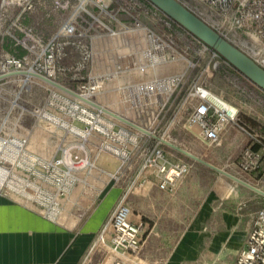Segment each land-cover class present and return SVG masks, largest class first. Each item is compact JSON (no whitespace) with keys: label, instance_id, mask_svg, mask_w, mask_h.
Masks as SVG:
<instances>
[{"label":"built area","instance_id":"built-area-1","mask_svg":"<svg viewBox=\"0 0 264 264\" xmlns=\"http://www.w3.org/2000/svg\"><path fill=\"white\" fill-rule=\"evenodd\" d=\"M177 1L264 68V0ZM1 2L2 7L20 6L21 13L33 4L29 0ZM53 4L66 13L60 25L46 40L34 36L30 45L16 40L27 54L1 57L0 77L17 76L15 98L34 80L41 81L34 77L37 75L56 82L80 99L54 87L41 107L29 109L14 100L10 102L2 124L19 106L20 116L28 112L44 119L51 127L49 133H57L58 141L52 155L43 157L29 150L28 133L5 132L0 126V195L35 208L50 222H60L66 212L73 215L75 222L108 186L119 185L133 169L129 185L122 189L93 247H106L116 258L111 264H138L135 260L150 230L148 223L131 220L129 193L137 190L147 194L152 186L173 192L189 174L192 163L173 157L152 136L122 122L117 124L101 109L82 100L95 103L94 96L114 92L129 109L150 110L159 117L169 98L184 84L186 70L167 76H157L153 71L179 62H186V68L193 69L196 64L186 59L179 47L184 41L196 48L198 57L208 55V69L213 61L214 70L222 64L227 72L237 71L147 0H53ZM135 35L139 40L136 50L127 51L129 45H122L126 46L122 51L113 46L116 56L111 70L104 71L103 62L98 60L99 70L93 72L96 59L107 51L100 44ZM72 55H76L74 62ZM129 74L139 79L127 80ZM203 89L194 84L182 101L183 106H191L187 123L197 126L200 138L208 144H215L228 124L237 126L248 141L233 160L232 173L244 182L257 179L264 184V133L240 125L238 109L220 97L203 95ZM144 129L155 135L150 128ZM103 156L116 163L114 169L99 164ZM75 192L79 196L72 200ZM120 256L129 257L131 262ZM233 264H264V204L255 213Z\"/></svg>","mask_w":264,"mask_h":264},{"label":"crops","instance_id":"crops-1","mask_svg":"<svg viewBox=\"0 0 264 264\" xmlns=\"http://www.w3.org/2000/svg\"><path fill=\"white\" fill-rule=\"evenodd\" d=\"M35 14L36 20L33 27L38 26V28H42L43 23L48 22L46 17L51 16L49 9H40ZM22 22L25 26H30L29 19L23 18ZM39 29H34L32 32L34 36L39 34ZM54 29L47 30L46 37ZM23 34L25 35V33ZM23 34L20 36H24ZM43 36L45 37V35ZM134 39L129 40L127 51L138 48L137 41ZM107 42L109 43V41L104 43ZM12 43L10 41V44ZM102 45L100 44V46ZM103 49L105 50V47ZM106 50H110L109 45ZM2 51L6 55L16 57H22L25 54L24 49L19 46L14 48L13 44L7 45ZM71 59L76 60V55H73ZM175 68L171 74L182 72L181 66L176 65ZM16 78L17 76L12 75L0 79V90L4 91L1 89L2 85L7 86L5 94L0 92L3 94L4 103H6L2 115L10 109V102L15 98L14 90L11 91L9 87L16 86ZM39 83V80H34L32 88ZM209 94L213 98L211 93ZM255 98L264 100V92ZM219 101L223 103V101ZM21 104L20 106H25L23 94ZM223 105L228 106L227 103H223ZM235 106L240 112L238 117L240 125L264 133V119L260 114L249 115L244 113L240 106ZM260 111L261 115L264 114V106L260 105ZM18 114L20 115V110ZM46 135L41 141H38L37 146L32 144L29 135V150L43 157L51 156L58 141L57 133ZM247 141V136L237 126L228 124L214 145H223L232 149L238 144V155L246 146ZM40 145L50 149L49 152L40 149ZM170 154L187 161L177 154L172 152ZM197 157L201 158V156ZM203 157L201 159L218 167L215 160ZM204 170L207 173L212 169L192 164L189 174L177 184L173 192L162 191L155 186L150 187L147 194L139 200L140 208L137 207V198L131 200V220L135 223L146 222L152 227V232L154 231L148 237L141 256L135 260V263L233 264L236 254L244 245L246 236L251 229L255 213L264 204V198L250 189L235 188L217 180L197 197L195 203H192L194 208L189 211L190 217L184 223L185 200L192 199V197L186 199L184 188L188 181H192V178L197 181L195 176ZM77 192L72 195V200L78 198ZM121 192L122 189L119 187L108 186L99 199L93 201V204L85 210L80 219L73 222V215L66 212L58 223L44 219L33 207H26L12 198L0 195V264H84L88 249L108 218ZM73 223L75 224L73 225ZM121 257L131 262L129 257ZM114 259L116 258L113 257L112 260Z\"/></svg>","mask_w":264,"mask_h":264},{"label":"rangeland","instance_id":"rangeland-1","mask_svg":"<svg viewBox=\"0 0 264 264\" xmlns=\"http://www.w3.org/2000/svg\"><path fill=\"white\" fill-rule=\"evenodd\" d=\"M29 1L33 3L32 8L30 10H25L24 12L21 13L20 6L9 5V7H5V6L2 7L1 6L2 2L0 0V59L1 57L6 55V53H4L2 50H4V48L7 47V45L13 44L14 48L19 46L21 49H23L20 44L17 45L16 40L21 41L27 45L32 44L31 39L35 38L32 32L34 31V29L40 28V27L38 28V26L33 27L35 25L34 22L36 20L34 14L37 11H39L40 9H45V10L49 9L51 12V16L46 17V20L48 22H46L45 24L43 23L42 28H40L41 30L39 29L38 31L39 34L37 36L40 37L42 40H46L50 36L48 35L46 37L47 35L46 31L54 29L62 21V19L66 14L64 11L55 8L53 4V0H29ZM23 18L29 19L30 26L28 25L25 26L23 24L22 22ZM23 33H25V35ZM20 34H23L24 36H20ZM43 35H45V37ZM133 38H135L134 40H136L137 43L139 42L138 37L135 35L129 39L124 38L118 40H109V43L108 42L104 43L102 46L105 47V49H107L109 45L111 50L106 51L105 54L102 55L103 57L100 56L98 59H96L94 66L92 67L93 72H98L99 70V67H97L96 65V62L98 63V60L100 62H103L104 71L111 70V67L113 65V60L115 59L116 56V52L112 49L113 46L120 47L119 50L122 51L123 49L126 48V46H122V45L128 46L129 40L131 41ZM10 41H12L13 43L10 44ZM179 47H181L184 50L186 59H188L191 62H194L196 66L193 69L190 68L187 69L186 62L169 63L166 65L159 66L153 71V74L157 76L158 75L163 76L173 73L176 69L175 68L176 65H178L179 67L181 66L182 71L186 70L184 84L172 97L169 98V101L167 102L166 106L163 109L164 110L163 114L160 115L159 117H156L155 114H151L150 110H145L147 112L144 111L137 112L129 109L126 104L119 102V99L116 93L114 92H106L103 94L96 95L92 98V101H94L96 104L99 105L101 104L107 110L122 116L123 118L127 119L128 121L142 128H150L155 132L156 136H160V138L168 141L169 143H172L173 145H176L181 149H184L185 151L191 154H194L196 156H201V158L202 156H204L203 158L205 159L215 160V162L218 164L217 165L218 168H221L224 171L233 174L231 169L232 167L231 164L238 153V149H237L238 144H236L235 147H232V149H228V147H224L223 145L215 146L214 144L205 143L200 138V134L198 133L199 132L198 127L190 126L187 123V118L191 111L190 108L191 106L189 104H185L183 106L182 101L185 95L188 93V91L192 88V86L196 84L203 87L204 90H206L203 91V95L209 96V93H211L214 99L216 97H220L225 102L227 103L230 102L231 104L230 103L229 104L232 105L234 108L238 109V107L235 106L238 105L241 107L244 113H248L249 115H253L254 113L260 114V116H262V119H264V114L261 115V111H260V105L264 106V100L255 98V96L262 95V92L258 88H255L252 83H250L239 73L227 72L226 68L222 64L219 65L214 70L212 69L211 66L213 61H211L208 69L207 68V64L209 62L208 55L203 54L200 57H198L195 53L196 48H194L192 44L188 43V41L179 43ZM26 54L27 52L25 51V54L23 56H25ZM74 61L75 59L72 60L71 62ZM126 79L136 81L139 79V77L134 74H129L126 77ZM70 87L73 88L75 87V85H71ZM9 88H11V91L14 90V93L18 91L17 86H13ZM51 88L54 87L45 82L40 81V83L37 86H33L32 88L31 85L29 88L24 89L23 92H21V94L17 98L12 100H14L18 105H20L21 96L23 94L24 104H25V106L23 107L29 109H31L32 107H41L44 105L49 90ZM1 89H4V91L0 90V92L5 94L7 90V86L2 85ZM1 93H0V126H4L5 132H11L14 134L28 133L30 135V139H32V144L37 146L39 144L38 143L39 140L41 141L42 138L46 137L47 136L46 134L48 135L50 134L49 130L51 129V127L47 124V122L44 119L34 117L30 115L28 112L23 113L20 116L18 114L19 106H15L13 108L14 112H11L8 121L2 124L4 117V115H2V111L6 106V103H4L5 101L3 100L2 97L3 94ZM192 103L193 102H191V104ZM241 116H243V114H241ZM112 119L117 124L121 123L120 121L114 118ZM165 147L168 151L177 154L178 156L184 159H187V161L191 162L192 164L198 167H205L202 164L169 148L168 146L165 145ZM40 149L45 150L46 152H49L50 150L45 146H41ZM99 164L105 166L107 169L110 170L114 169L116 166V164L112 160H110L105 156H103L100 159ZM202 169H206V168H202ZM197 174L198 175L195 176L197 181L193 180L194 178H192L193 176L192 175L191 176L192 181L191 180L188 181L184 188V195L186 196V199L188 197H192L190 201L185 200L186 203L184 207L185 209L184 223H186L190 217L189 211L194 208V205L192 203H195L197 201V197L202 195L205 192V190L208 188V186H210L215 181L219 180L222 183L229 184L235 188L248 190V188L238 183L236 184V182H233L227 177L220 175L219 173L212 170L207 173L206 170L200 171ZM132 175H133V169L130 170L126 174L125 178L122 179L120 184L116 185L115 187L126 189V187L129 185L131 181ZM249 181L257 188L264 190V184H262L257 179H253V180L249 179ZM145 195L146 194L138 192L137 190L130 192L129 196L127 197V202L129 206L132 207L131 200L137 198L136 200L138 204L137 207L140 208L141 203L139 202V200H141L142 197H144ZM260 197L264 198V196H260ZM149 230L150 233L148 234V237L150 236L151 233L154 232V231L152 232V227L150 225H149ZM93 244L94 242L92 243V245L90 246V248L86 253V261L84 264H111L113 256L109 253L108 249L100 244H96L93 247ZM142 250L139 253L138 258L141 256Z\"/></svg>","mask_w":264,"mask_h":264},{"label":"water","instance_id":"water-1","mask_svg":"<svg viewBox=\"0 0 264 264\" xmlns=\"http://www.w3.org/2000/svg\"><path fill=\"white\" fill-rule=\"evenodd\" d=\"M147 1L150 2L154 7H156L164 15L169 17L176 24H178L181 28L187 31L190 35L196 38L198 41H200L205 46H207L209 49L214 51L221 59L227 62L235 71H237L240 75H242L245 79H247L255 87H257L262 92H264V68H262L257 63H255L249 56H247L244 52H242L236 46H234L233 44L225 40L223 37H221L215 30H213L204 21L199 19L195 14H193L184 5H182L177 0H147ZM18 74H23V73H18ZM7 76L9 75L1 76L0 79L7 77ZM34 77L40 79L41 81L59 90L65 91L71 94L72 96L80 99V97H78L76 94L71 93L69 90H67L66 88L62 87L61 85L57 84L56 82L52 80H49L45 77L37 76V75H34ZM82 101H84L85 103L91 105L92 107L96 109H101L107 115L122 122L123 124L128 125L146 135H149V133L145 129H142L139 126L133 124L132 122H129L123 119L122 117L115 115L114 113L101 108L99 105L93 102H90V101H86V100H82ZM150 136H152L155 140L161 142L162 144L168 146L169 148L183 154L184 156L212 169L213 171L219 173L220 175L227 177L233 182H236L258 193L261 196H264V192H260L257 189H255V187H252L240 180L235 179L234 177L228 175L223 169L213 166L212 164L206 162L205 160L197 156H194L193 154L177 147L176 145H173L172 143L163 141L159 136H156V135H150Z\"/></svg>","mask_w":264,"mask_h":264},{"label":"bare ground","instance_id":"bare-ground-1","mask_svg":"<svg viewBox=\"0 0 264 264\" xmlns=\"http://www.w3.org/2000/svg\"><path fill=\"white\" fill-rule=\"evenodd\" d=\"M203 91H206V90H204L203 89ZM123 119H125V118H123ZM125 120H127V119H125ZM128 121V120H127ZM130 122V121H129ZM134 124V123H133ZM136 125V124H135ZM138 126V125H137ZM140 127V126H139ZM140 128H142V127H140ZM142 129H144V128H142ZM146 130V129H145ZM147 131V130H146ZM148 133H149V135H152V133H150L149 131H147ZM162 139V138H161ZM163 141H166V140H164V139H162ZM166 142H168V141H166ZM226 172V171H225ZM228 175H230V176H232V177H234L235 179H237V180H240V181H242V182H244L243 180H241V179H239L238 177H236L235 175H233V174H231V173H228V172H226ZM244 183H246L247 185H250V186H252V187H255V189H257L258 191H260V192H264V190H261L260 188H257L256 186H253V185H251L250 183H247V182H244Z\"/></svg>","mask_w":264,"mask_h":264}]
</instances>
